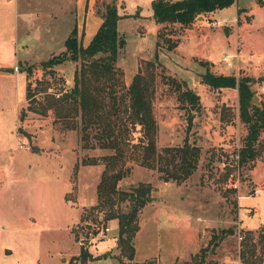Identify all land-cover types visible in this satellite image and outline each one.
Returning a JSON list of instances; mask_svg holds the SVG:
<instances>
[{
    "label": "rangeland",
    "instance_id": "obj_1",
    "mask_svg": "<svg viewBox=\"0 0 264 264\" xmlns=\"http://www.w3.org/2000/svg\"><path fill=\"white\" fill-rule=\"evenodd\" d=\"M112 1L121 16L117 30L124 44L116 67L124 86L142 61H158L152 98L158 151L185 142L200 148L196 170L179 183L163 181L160 172L137 160L126 162L129 171L118 189L149 184L151 201L139 214L134 258L122 260L127 264H197L201 260L245 264L239 257L242 231L264 232V133L257 141L262 154L228 173L227 167H236L248 127L239 117L237 89L213 90L203 83L202 74L208 70L245 76L250 79V103L264 104L261 0H235L211 17L197 16L185 28L157 25L152 0H0V40L12 45L9 50L0 46L7 50L5 61L12 58L13 46L30 59L21 66L25 75L0 76V264H80L75 257L81 239L92 256L87 264H119V249L113 248L117 220L106 219L117 205L90 206L104 168L101 158L110 151L83 148L78 130L54 123L51 111L42 115L28 109L45 94L73 86L74 62L55 66L53 72L42 69L40 62L64 50V40L76 24L80 42L87 44L101 20L97 9ZM15 12L24 26L16 35ZM213 21L219 25L212 26ZM175 41L176 46L169 49L168 43ZM225 54L231 56L230 66L223 60ZM27 67L32 68L29 74ZM25 76L33 97L23 105ZM186 89L198 94L196 104L180 100ZM139 130L132 133L131 143L137 144ZM130 149L139 153L135 146ZM87 158L98 165H83ZM236 171L239 187L233 191L229 177ZM120 206L125 210L128 202ZM105 226L109 231L102 236L99 230ZM111 248L113 255L100 258L99 251Z\"/></svg>",
    "mask_w": 264,
    "mask_h": 264
},
{
    "label": "trees",
    "instance_id": "obj_2",
    "mask_svg": "<svg viewBox=\"0 0 264 264\" xmlns=\"http://www.w3.org/2000/svg\"><path fill=\"white\" fill-rule=\"evenodd\" d=\"M234 1L152 0L151 5L153 19L157 25H178L185 28L191 25L197 16L210 15L218 9L230 6ZM97 13L101 23L87 45H82L77 27L74 26L64 40V50L40 62L42 69L52 72L55 66L66 61L74 62L76 66L73 86L63 92L45 94L43 98L36 100L34 106H28V109L42 115L51 111L54 123L59 122L64 129L78 130L83 148L97 146L110 151L101 158L104 168L96 186V207L117 205L116 211H110L106 219L117 220V259L119 264H127L121 257L128 260L134 258V237L139 230L138 218L141 209L151 201V187L149 184L140 183L128 191H120L118 183L129 171L126 162L129 159L137 160L141 166L160 172L163 181L174 180L179 183L196 170L200 148L185 142L182 146L165 147L162 152L158 151L157 123L152 103L158 61H142L131 82L124 86L122 74L116 67L118 52L124 44V39L117 30L121 17L118 7L114 1L104 3L97 9ZM176 44V41L169 42L167 47L172 49ZM31 69H25L27 74ZM202 81L213 90L237 89L239 117L247 124L248 133L243 146L236 154V162L239 167L253 163L262 154L257 141L260 133H264V104L258 107L250 103V79L245 76L237 78L234 75L214 74L207 70L202 74ZM30 88V83L27 82L28 102L33 97ZM56 94L59 96L56 97ZM179 97L181 101L189 104H196L199 99L198 94L189 89L183 90ZM19 120H23L22 114ZM137 127L141 135L137 144H133L132 133ZM133 146L139 149V153L134 154V149H130ZM97 163L98 161L93 159L82 160L83 165ZM252 166L253 164L250 165ZM227 170L229 173L234 168L227 167ZM123 201L128 202L125 210L120 209V203ZM242 232L244 235L239 257L245 264H262L264 232L257 235L252 230ZM108 254L104 253L100 258H107L110 255ZM91 257L88 250L81 247L75 259L80 264H87V259H92ZM197 264H204V261L201 260Z\"/></svg>",
    "mask_w": 264,
    "mask_h": 264
},
{
    "label": "crops",
    "instance_id": "obj_3",
    "mask_svg": "<svg viewBox=\"0 0 264 264\" xmlns=\"http://www.w3.org/2000/svg\"><path fill=\"white\" fill-rule=\"evenodd\" d=\"M17 10H18V7H17ZM210 16H212V14H210ZM15 18H16V27H15V35L16 34H18L19 32H18V28L20 29V28H24V26H22L21 27V24L19 25V23L20 22H23L20 18H19V16H18V12L16 13L15 12ZM99 23H101V20L98 18V22H97V24L98 25H100ZM23 25V24H22ZM76 27H77V24H76ZM22 28V29H23ZM97 28H98V26H97ZM97 28H96V30H97ZM77 30H78V28H77ZM22 31V30H21ZM20 31V32H21ZM95 33V32H94ZM23 34V33H22ZM78 35H79V32H78ZM94 35V34H93ZM92 38V37H91ZM10 41L9 40H0V46L1 45H4V47H6V49H8L9 50V48H12V45H10L11 43H9ZM5 43H7V44H5ZM14 45V44H13ZM85 45H87V44H85ZM84 45V46H85ZM27 48V45H25V47L23 48V49H26ZM13 54H12V58L10 59V61L8 60V62H6L5 61V57L7 56V50H5V48H2V49H0V60H2V61H0V76L1 77H7V76H11V75H15V78L18 76V75H20L21 73L22 74H24V72H22V71H14L13 70V67L15 66V65H17L18 66V68H19V66H20V68H21V65L22 64H24L25 63V61L26 60H30L29 59V57L24 53V55H21L20 53H19V51L16 49V47L15 46H13V52H12ZM11 54V53H10ZM21 57H20V56ZM10 62H12V67H10ZM18 63L20 64V65H18ZM25 75V74H24ZM26 84H27V80H26V76H25V99L22 101L23 103V105H25L26 104V102H27V99H26ZM21 107H23V106H21ZM18 115H19V113H18ZM20 121V120H19ZM23 121V120H22ZM22 121H20V122H22ZM39 148V150L40 149H42V148H40V147H38ZM38 150V151H39ZM37 151V150H36ZM86 165H89V164H86ZM90 165H92V164H90ZM93 165H98V164H93ZM98 184V183H97ZM97 186V185H96ZM150 202V201H149ZM149 202L146 204L147 206H148V204H149ZM97 203V194H96V200H95V202L94 203H92L90 206H93V205H95ZM144 206V207H147V206ZM82 209V208H81ZM81 221V217H80V214H79V219H78V221L77 222H80ZM76 222V223H77ZM117 224V223H116ZM88 225H90V224H88ZM88 227H90V226H88ZM254 229H256V228H254ZM115 239V246L113 247V248H115L116 249V238H114ZM113 248H111V249H109V250H106V251H102V252H98V253H109V254H111V253H113V252H111V251H114L115 249H113ZM111 255H113V254H111ZM108 258V257H107ZM106 258V259H107ZM263 264H264V259H263Z\"/></svg>",
    "mask_w": 264,
    "mask_h": 264
},
{
    "label": "built area",
    "instance_id": "obj_4",
    "mask_svg": "<svg viewBox=\"0 0 264 264\" xmlns=\"http://www.w3.org/2000/svg\"><path fill=\"white\" fill-rule=\"evenodd\" d=\"M262 1V3H263V5H264V0H261ZM211 25L212 26H218L219 25V22L218 21H213L212 23H211ZM230 59H231V56L230 55H227V54H225L224 56H223V60L226 62V64L228 65V66H230L231 65V61H230ZM13 69H14V71H17L18 70V66L17 65H15L14 67H13ZM59 96V94H56V97H58ZM20 147H23V145H19ZM238 158V156L236 155V159ZM236 165V167H234L233 166V168H234V170H236V168L237 169H239V165H238V163L236 162L235 163ZM233 170V171H234ZM236 174H238L239 175V172L238 171H236V172H234L233 174H231V176L229 177V185L231 186V188H233V189H237L238 187H239V181H238V179H237V177L235 176ZM100 232V234L102 235V236H105L106 235V232H108L109 231V228L107 227V226H105L104 228L102 227L100 230H99ZM92 234H93V232L92 231H89L88 232V235H91V237H92ZM240 239H241V237H239ZM80 244H81V247H83V248H85L84 247V239H81L80 240Z\"/></svg>",
    "mask_w": 264,
    "mask_h": 264
},
{
    "label": "water",
    "instance_id": "obj_5",
    "mask_svg": "<svg viewBox=\"0 0 264 264\" xmlns=\"http://www.w3.org/2000/svg\"><path fill=\"white\" fill-rule=\"evenodd\" d=\"M255 100H256V97L255 96H253V98H252V102H255ZM6 253H9V251L8 250H6Z\"/></svg>",
    "mask_w": 264,
    "mask_h": 264
}]
</instances>
